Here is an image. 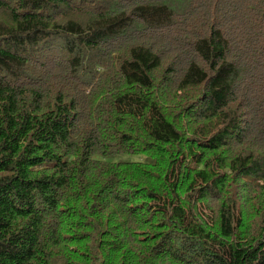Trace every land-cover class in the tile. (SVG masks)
Instances as JSON below:
<instances>
[{
    "label": "trees",
    "instance_id": "trees-1",
    "mask_svg": "<svg viewBox=\"0 0 264 264\" xmlns=\"http://www.w3.org/2000/svg\"><path fill=\"white\" fill-rule=\"evenodd\" d=\"M0 264H264V0H0Z\"/></svg>",
    "mask_w": 264,
    "mask_h": 264
},
{
    "label": "rangeland",
    "instance_id": "rangeland-1",
    "mask_svg": "<svg viewBox=\"0 0 264 264\" xmlns=\"http://www.w3.org/2000/svg\"><path fill=\"white\" fill-rule=\"evenodd\" d=\"M139 158H140L139 155H134V154H119V155L113 157V160L134 161V160H138Z\"/></svg>",
    "mask_w": 264,
    "mask_h": 264
}]
</instances>
